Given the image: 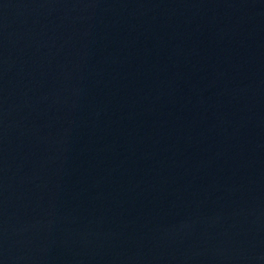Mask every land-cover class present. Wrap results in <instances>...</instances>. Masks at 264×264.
<instances>
[{
  "label": "water",
  "instance_id": "1",
  "mask_svg": "<svg viewBox=\"0 0 264 264\" xmlns=\"http://www.w3.org/2000/svg\"><path fill=\"white\" fill-rule=\"evenodd\" d=\"M0 264H264V0H0Z\"/></svg>",
  "mask_w": 264,
  "mask_h": 264
}]
</instances>
